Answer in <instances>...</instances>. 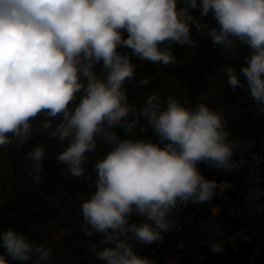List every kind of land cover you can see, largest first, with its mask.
<instances>
[{"label": "clouds", "instance_id": "obj_1", "mask_svg": "<svg viewBox=\"0 0 264 264\" xmlns=\"http://www.w3.org/2000/svg\"><path fill=\"white\" fill-rule=\"evenodd\" d=\"M193 27L225 50L247 46L239 67L221 71L264 112V0H0V146H22L41 113V129L63 142L56 159L70 177L83 176L87 154L103 146L95 188L80 205L84 234H99L89 249L103 264H158L137 249L162 238L178 205L211 200L216 184L201 164L238 166L239 140L205 95L129 99L132 56L175 63L172 45H197ZM46 150L38 143L27 154L37 183ZM212 249L223 250L219 242ZM52 254L46 240L0 230V264H50Z\"/></svg>", "mask_w": 264, "mask_h": 264}, {"label": "trees", "instance_id": "obj_2", "mask_svg": "<svg viewBox=\"0 0 264 264\" xmlns=\"http://www.w3.org/2000/svg\"><path fill=\"white\" fill-rule=\"evenodd\" d=\"M203 19L215 23L210 15ZM192 35L198 42L195 47L172 45L177 56L175 63L163 64L132 56L136 75L127 85L129 99L139 106L151 91H159L164 97L174 94L193 103L205 95L207 103L222 110L232 137L239 140L233 157L238 166L231 171L204 164L200 167L215 184L233 185L235 194L220 197L215 187L211 200L178 205L172 214L174 223L162 238L137 250L158 264H201L198 243L230 238L236 253L218 264H253L258 243L264 238V167L256 165L259 153L264 155V115L253 118L251 110L255 100L244 88L233 89L221 71L228 64L239 67L248 49L240 45L238 52L225 50L222 45H214L211 37L200 35L195 27ZM38 143L46 144L47 150L42 179L37 183L32 178L31 159L27 154ZM61 146L58 139L50 138L41 128L22 146L17 142L11 146L7 156L11 187L8 197L0 202V230L14 226L31 238L42 240L43 235L38 231L42 232L53 222L72 224L77 213H82L81 203L76 199L86 198L90 195L88 189L95 188L93 165L104 149L100 145L96 153L87 154L90 161L85 164L83 176L70 177L66 174L67 167L56 159ZM98 236L89 238L83 230L72 234L75 245L83 243L76 250L78 259L72 264H103L89 249V240ZM50 264L57 263L50 261Z\"/></svg>", "mask_w": 264, "mask_h": 264}, {"label": "rangeland", "instance_id": "obj_3", "mask_svg": "<svg viewBox=\"0 0 264 264\" xmlns=\"http://www.w3.org/2000/svg\"><path fill=\"white\" fill-rule=\"evenodd\" d=\"M251 113L253 115V118L261 117L264 115V112L260 111L259 106L256 101L251 110ZM45 118L46 117L44 116V114L41 113L39 116L33 119V126H34L33 135L37 132L38 129L41 128V122ZM54 119L58 120L59 118H54ZM32 136L30 138H32ZM60 143L63 146V142L60 141ZM12 145L14 146L16 145L15 139L13 140V142L7 145L0 146V202L4 201L8 197V194L10 192L11 176L10 174L8 176L9 170H8V164H7V156H8L9 150ZM256 159H257L256 165H258L260 168L264 167V155L262 153H259V156H257ZM89 161L90 159L88 158L86 163H88ZM216 188H217L219 196L223 198L229 197L228 194L226 193V190L232 189L235 192V188L233 187V185L227 182H217ZM89 190L91 193L94 189L89 188L88 192ZM84 198L85 197L82 196L78 198L80 200L76 199V202L80 205V203H82L81 201ZM69 223L70 221H66V224L59 225L53 222L52 225L42 230V232L38 231L41 235H43L42 240H46L51 246L53 250L51 261L57 264H72V262L78 259V257L76 256V250H78L83 245V243H78L77 244L78 246H77L75 245V243L72 242L73 240H71L72 238L71 236L73 233L80 232L82 230V228H79V227L82 226L83 224V214L78 212L76 221L72 222V224H69ZM262 240L260 239L258 243V248L262 244ZM232 242H233V239H232ZM258 264H264V260L261 263L259 262Z\"/></svg>", "mask_w": 264, "mask_h": 264}, {"label": "water", "instance_id": "obj_4", "mask_svg": "<svg viewBox=\"0 0 264 264\" xmlns=\"http://www.w3.org/2000/svg\"><path fill=\"white\" fill-rule=\"evenodd\" d=\"M226 193L229 197H233L235 192L232 189L226 190ZM219 242L222 246V251L215 252L212 249V244ZM196 249L198 252L202 254L201 264H218L222 261L231 258L236 253V248L232 243L230 238L225 240H217L211 242H200L196 245ZM264 260V239L262 240V244L260 245L257 256L254 257V263L258 264Z\"/></svg>", "mask_w": 264, "mask_h": 264}, {"label": "flooded vegetation", "instance_id": "obj_5", "mask_svg": "<svg viewBox=\"0 0 264 264\" xmlns=\"http://www.w3.org/2000/svg\"><path fill=\"white\" fill-rule=\"evenodd\" d=\"M261 168H263V167H261ZM232 243H233V242H232ZM233 245H234V244H233ZM259 247H260V246H259ZM258 249H259V248H258ZM258 249H257V251H256V253H255V255H254L255 257L257 256ZM253 264H255V263H254V258H253Z\"/></svg>", "mask_w": 264, "mask_h": 264}, {"label": "bare ground", "instance_id": "obj_6", "mask_svg": "<svg viewBox=\"0 0 264 264\" xmlns=\"http://www.w3.org/2000/svg\"><path fill=\"white\" fill-rule=\"evenodd\" d=\"M254 257H255V256H254ZM254 257H253V258H254Z\"/></svg>", "mask_w": 264, "mask_h": 264}]
</instances>
